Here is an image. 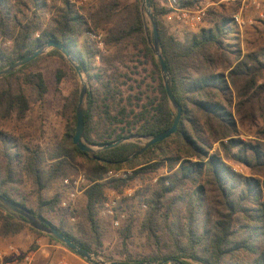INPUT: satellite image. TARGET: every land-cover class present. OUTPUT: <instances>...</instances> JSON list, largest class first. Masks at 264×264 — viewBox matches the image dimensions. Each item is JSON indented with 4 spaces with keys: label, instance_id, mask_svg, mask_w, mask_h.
Returning a JSON list of instances; mask_svg holds the SVG:
<instances>
[{
    "label": "trees",
    "instance_id": "obj_1",
    "mask_svg": "<svg viewBox=\"0 0 264 264\" xmlns=\"http://www.w3.org/2000/svg\"><path fill=\"white\" fill-rule=\"evenodd\" d=\"M178 1L183 8H193L206 0ZM216 1L222 3L208 12L205 27L180 39L170 34L164 23L170 10L151 0L160 51L183 114L176 134L134 159L131 157L143 148L139 141L127 142L94 156L74 145L78 89L64 106L66 119L72 126L66 139L53 150L20 147L15 138L5 134L3 127L7 122L24 120L31 111L32 101L44 100L47 83L44 74L34 68L47 57L66 62L58 50L0 79V154L4 160L0 195L27 209L76 245L100 254L99 215L107 192L123 191L137 177L144 179L166 168L169 174L158 179L157 188L150 195L146 191L138 192L140 201L148 206L143 230L155 245L156 255L135 258L125 253L122 259H106L107 262L140 264L174 260L182 264H264V126L260 123L264 120V48H248L243 54L237 43L239 31L233 23L239 5L229 0ZM53 2L49 5L46 0H16L12 4L9 0H0V37L13 40L11 50H0V71L48 42H59L80 61L88 78L82 136L87 145L106 146L133 135L157 136L170 129L177 112L169 104L158 61L148 42L141 14L142 0H101L90 7H78L68 0ZM48 12L52 16L46 25L43 16ZM97 30L106 32L108 48H119L108 69L104 59L103 67H94L99 52L86 39L88 33ZM150 38L153 44L151 29ZM136 62L140 66H129ZM114 63L123 65L126 72L121 73ZM149 63L156 83L153 92L144 89L145 80L138 83L132 78L141 76L139 67ZM62 78L59 71L58 84ZM132 83L138 85L135 87ZM134 91L135 95L131 94ZM246 124L255 129L256 140L239 138L240 126ZM78 159L86 160L90 182L84 192L83 211L88 237L83 229L79 230L81 237H77L65 228L64 222L57 226L45 217L56 211L63 193L52 199L44 198L43 193L53 183L77 172ZM229 162L244 167L249 174L235 172ZM125 168L134 170V175L106 179L107 173ZM24 177L31 179L36 189L38 199L34 209L16 198ZM182 211L185 223L177 232L169 221ZM160 219L170 241L166 248L160 235ZM27 227L0 209L3 238L14 237ZM132 227L130 220L122 231L124 240L131 237Z\"/></svg>",
    "mask_w": 264,
    "mask_h": 264
},
{
    "label": "rangeland",
    "instance_id": "obj_2",
    "mask_svg": "<svg viewBox=\"0 0 264 264\" xmlns=\"http://www.w3.org/2000/svg\"><path fill=\"white\" fill-rule=\"evenodd\" d=\"M54 0H49L48 4L52 5ZM80 1V0H77ZM101 0H86L84 3V7H90L93 5H97ZM130 2H134L135 0H129ZM161 7L165 6L168 8V4L166 0H155ZM236 3L239 5V9L236 14L241 13L242 18L245 21V26L242 29L238 28L239 34V43L240 50L243 54L246 53L248 48H255L259 50L264 48V18L261 17L260 13L264 14V7L260 11L256 10L253 6L250 5V0L245 2V5L249 6L248 11L242 10V5L245 0H238ZM142 3V2H141ZM221 2H217L216 0L210 1L206 0L202 2V5H206L208 7V12L211 8L218 6ZM82 6V7H83ZM81 7V6H78ZM235 15V14H234ZM52 14L48 12L43 18L45 19L46 25L49 24ZM147 25L152 30V26L147 20ZM164 23L166 27L169 29V33L173 34L180 39L187 34H196L202 28L205 27V23L200 27L197 31H190L182 25L169 23L164 18ZM94 34L97 36L96 38H91L86 35V39L93 43L96 50L99 52L94 67L99 68L103 67L102 60H105V68L108 69L114 61L116 53H118V49H111L105 45L106 32L103 30L94 31ZM151 39V38H150ZM238 49V47L234 48ZM123 52V51H122ZM50 53V52H49ZM47 53L46 55H48ZM45 56V55H44ZM126 62V59H124ZM118 65L121 69L120 72L124 73L126 70L123 68V65L119 63H114ZM129 64V63H128ZM136 65L140 66L138 62L131 63L130 67H135ZM73 68L69 62L66 60L63 61L57 57H47L43 59L41 62L37 64L34 68V71H40L44 74L48 93L45 96L42 102L34 103L32 101L31 111L28 113L27 117L24 120L18 121L16 119H12L7 122L3 129L5 134L10 138H15L20 147L28 146L29 148L36 149L38 147L43 150H53L57 145L62 143L69 132L72 123L66 119V114L64 110V106L67 103V100L72 96V93L78 89L80 93L81 82L77 75V73L71 70ZM74 69V68H73ZM152 65L151 63L146 64L142 67H139L138 72L141 73V76H133L134 80H137L138 83H141L145 80L144 89H149V92H153L156 88V83H154L153 74H152ZM62 72L63 78L61 84L57 83L56 76L58 72ZM85 79L88 81V78L84 74ZM132 86H137L138 84L132 83ZM136 91H134L133 95H135ZM130 94V93H128ZM155 96V95H153ZM33 100V98H32ZM136 103V102H134ZM77 113V112H76ZM261 126H264V120L260 122ZM241 134L239 136L240 139L247 140H256L255 137V129L246 124L245 127L240 126ZM131 137V136H130ZM139 141V144L143 146L145 141L135 140L133 142ZM218 148V145L215 146V149ZM78 169L77 172L72 174L70 177L78 176L79 174H84L87 178V162L84 159L77 160ZM229 165L232 166L233 170L242 175H248L249 171L246 170L242 166L235 165L229 162ZM4 167V160L0 154V171H2ZM124 170H130L132 173L129 176L134 175V170L125 168ZM168 171L166 168H160L157 172L147 175L144 179L141 177H137L135 180H132L128 187L123 191H113L110 190L107 192L106 200L109 197H113L114 195L119 196V212L126 214V219L122 221V226L119 229H116L112 225V220L109 218H101L99 215V224L101 227V235H102V247L99 249V255L102 259L106 261V259L118 260L123 258V254L131 255L135 258L141 257H152L156 255V247L152 243V241L148 238L147 232L143 230V222L147 215L148 206L144 204L143 201H140V197H138V192L141 191L146 195H150L149 192H153L158 185V179L168 175ZM128 176V177H129ZM69 177V178H70ZM88 180V178H87ZM89 181V180H88ZM61 184L62 181L59 180L46 190L43 193L44 198L52 199L56 194H62L61 192ZM19 189L17 191L16 198L21 201H25L29 208L37 207V199L38 196L36 194V189L28 177L23 178V182L18 185ZM148 190V193H147ZM63 198H64V194ZM62 198V200H63ZM105 200V201H106ZM86 204L85 195H81L78 199L73 203L71 210H64L61 208V204L57 207L56 211L52 214H46L45 217L47 220L52 222L53 224L59 226L65 224V228L72 231L74 235L77 237H81L80 229L85 231V236L88 237L87 233L88 227L84 226L85 218H84V207ZM102 208V206H101ZM181 209V208H180ZM177 210V209H176ZM182 210V209H181ZM177 210V211H181ZM101 211V209H100ZM177 214V213H176ZM177 216H180L181 221H177ZM130 220H132L133 227L131 229V237L127 240H124L122 236V231L129 224ZM159 225L161 226V237L164 248L170 245L169 237L167 234L166 227L164 228V222L162 219L159 221ZM170 225L177 232L183 227L185 223V212L178 213L176 217L169 221ZM28 226V225H27ZM29 227V226H28ZM25 228L18 235L11 237L14 238L13 241H10V244L17 246L23 253L34 252L38 248L43 247L46 244H53L55 246H60V243L54 242L47 235H38L35 232L31 231L29 228ZM11 238H3L7 242ZM126 243V244H124ZM60 244V245H58ZM93 253V252H92ZM67 253L63 252L62 249H53L51 252H48V256L41 255L42 261L41 264H49L50 261H58L61 259H65L66 261H70V264H90L77 255H75L74 261L66 256ZM96 254V253H95ZM71 256V255H69ZM74 256V255H73Z\"/></svg>",
    "mask_w": 264,
    "mask_h": 264
},
{
    "label": "water",
    "instance_id": "obj_3",
    "mask_svg": "<svg viewBox=\"0 0 264 264\" xmlns=\"http://www.w3.org/2000/svg\"><path fill=\"white\" fill-rule=\"evenodd\" d=\"M141 14L144 20L145 24V30L146 35L148 38V42L150 44V47L153 50L154 56L156 60L158 61L162 79L164 82L165 90L167 93V97L169 100V104L172 106L173 109L176 110L177 114L174 118V123L170 129L167 131L157 135V136H141V135H133L131 137L123 138L118 140L117 142L106 145V146H89L87 145L83 139V133L85 129V123H84V117H85V103H86V96L88 94L89 89V82L84 77V72L81 68L80 61L70 52V50L64 46L63 44H60L56 41L48 42L47 44L43 45L41 48H39L36 52L32 53L31 55L19 60L18 62L10 65L4 70L0 71V79L7 77L13 73H15L17 70L21 69L25 65L35 61L36 59L46 55L47 53L58 50L63 54L65 59L69 62V64L74 68L75 72L77 73L80 82H81V89L79 93V101L77 105V126H76V132L73 137V143L74 145L80 149L84 153H88L92 156L98 154L101 151L108 150L115 148L121 144L127 143V142H133L135 140L145 141V144H143L142 150L135 153L131 159L136 158L137 156L145 153L149 148L152 146L164 142L171 138L174 134H176L179 126V122L181 119V116L183 114V110L178 104L176 97L172 91V83H171V75L168 70L167 64L165 62V59L160 51V39L157 29V23L154 16V13L152 11L151 6V0H142L141 3ZM147 20H149L151 26H152V32H153V44H151V39L149 35V28L147 25ZM0 209L5 211L6 213L12 215L20 222H24L27 224L30 228L45 234L56 241H58L61 245L66 247L69 251H71L73 254L77 255L84 261L90 263V264H122L119 262H107L104 259H102L99 255L95 253L88 252L84 248H82L79 245H76L74 242H72L69 238H67L65 235L60 233L55 228H51L48 225L44 224L41 220H39L35 215H33L30 211L23 208L22 206H19L10 200L6 199L5 197L0 195ZM140 264H182L180 262H176L174 260H170L168 263H153V262H143Z\"/></svg>",
    "mask_w": 264,
    "mask_h": 264
},
{
    "label": "built area",
    "instance_id": "obj_4",
    "mask_svg": "<svg viewBox=\"0 0 264 264\" xmlns=\"http://www.w3.org/2000/svg\"><path fill=\"white\" fill-rule=\"evenodd\" d=\"M12 4L16 3V0H9ZM49 2V0H46ZM72 4L78 6L84 5L86 0H68ZM244 1L242 10L248 11L249 6L245 5ZM168 9L170 12L166 16V20L169 23H175L184 26L190 31H197L203 25L205 18L207 17L208 7L206 5H197L193 8H183L178 0H166ZM80 4V5H79ZM250 5L260 11L264 7V0H250ZM264 18V14L260 13ZM233 23L239 29L245 26V21L241 16V13L233 15ZM87 36L96 38L94 33H88ZM13 48V40L5 37H0V50H11ZM130 170L111 171L107 173L106 179L111 178H127L131 175ZM90 182L87 180L84 174L70 177L62 181L61 192L64 194V198L61 203V208L64 210H71L73 203L79 196L83 195L88 188ZM119 200L120 197L114 195L109 197L103 202L100 211L101 218H109L112 220L114 228L119 229L122 226V221L126 219V214L119 212ZM35 260L34 252L23 253L17 246L10 245L6 250L0 251V264H33Z\"/></svg>",
    "mask_w": 264,
    "mask_h": 264
},
{
    "label": "crops",
    "instance_id": "obj_5",
    "mask_svg": "<svg viewBox=\"0 0 264 264\" xmlns=\"http://www.w3.org/2000/svg\"><path fill=\"white\" fill-rule=\"evenodd\" d=\"M229 1L234 2V3H238L239 2L238 0H229ZM81 6H83V5H81ZM242 7H243V5H242ZM4 239L0 235V251L6 250L10 245H13V244H10L11 243L10 241H13L14 238H11L9 240V242H7ZM58 245H60V244H58ZM19 249H22V248L20 247ZM53 249H58V250L59 249H62L63 252L67 253L66 256L74 261V258H72V257H75V254H73L72 252H70L69 250H67L66 248H64L62 245L55 246L53 244H49L48 243V244L44 245L43 247H40L36 251H34L35 260H34L33 264H41V261L43 260L42 257H41V255H44V256L47 257L48 256V252H51ZM69 255H71V256H69ZM69 262L66 261L65 259H61V260H58V261H50L49 264H70Z\"/></svg>",
    "mask_w": 264,
    "mask_h": 264
}]
</instances>
